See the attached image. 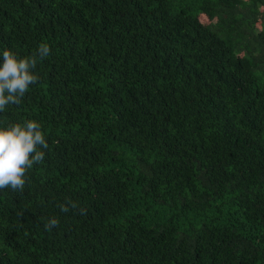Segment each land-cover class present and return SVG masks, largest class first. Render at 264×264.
Masks as SVG:
<instances>
[{"label": "trees", "instance_id": "1", "mask_svg": "<svg viewBox=\"0 0 264 264\" xmlns=\"http://www.w3.org/2000/svg\"><path fill=\"white\" fill-rule=\"evenodd\" d=\"M0 264H264V0H0Z\"/></svg>", "mask_w": 264, "mask_h": 264}]
</instances>
